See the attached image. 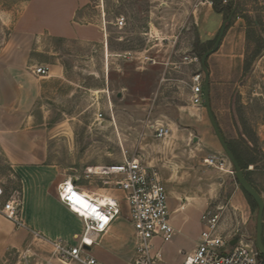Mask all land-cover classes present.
Instances as JSON below:
<instances>
[{"label": "rangeland", "instance_id": "rangeland-1", "mask_svg": "<svg viewBox=\"0 0 264 264\" xmlns=\"http://www.w3.org/2000/svg\"><path fill=\"white\" fill-rule=\"evenodd\" d=\"M42 1L0 0V71L9 64L25 65L26 87L34 95L22 111H0V184L5 190L0 204L14 198L21 217L26 214L78 243L83 223L54 202L59 184L73 179L124 201L114 177L89 178L87 170L138 156L180 210L171 221L179 229L173 240L157 242L163 264L182 263L207 209L224 207L227 227L238 221L241 232L255 240L258 206L234 175L205 96L200 105L192 101V78L203 72V55L238 4L226 31L238 11L245 30H232L223 51L219 46L207 59L211 103L246 176L264 193V0H230L228 12L220 0L219 12L212 0H87L69 21L90 28V39L21 31L26 16L45 5ZM213 11L222 14V23L207 39L203 32ZM122 17L124 25L119 24ZM35 66H57L63 74L42 77L34 73ZM160 124L171 128L166 138L156 136ZM234 206L244 209L246 222L239 210L234 214ZM121 218L91 251L108 264H129L135 255L126 209ZM50 249L45 238L32 233L21 247L0 244V264H25L24 256L41 264Z\"/></svg>", "mask_w": 264, "mask_h": 264}, {"label": "built area", "instance_id": "built-area-1", "mask_svg": "<svg viewBox=\"0 0 264 264\" xmlns=\"http://www.w3.org/2000/svg\"><path fill=\"white\" fill-rule=\"evenodd\" d=\"M230 0H222L228 4ZM124 25V17L119 18ZM132 56L127 52L126 56ZM34 73L45 75L48 68L35 66ZM192 101L204 102L203 72L193 75ZM100 118L103 117L101 113ZM171 132L168 125L156 128L158 138H166ZM114 177V183L124 192V201L108 192L99 193L80 187L73 179L65 180L58 186V196L68 209L83 223L78 243L64 238H49L39 232L51 247L50 256L41 264H108L91 251L109 233L115 221L123 216L126 209L128 219L134 228L135 255L129 264H163L164 256L157 242L173 240L177 228L172 224V212L166 187L156 173H152L138 156L126 157L122 162L88 168L87 177ZM107 182V181H105ZM5 194L0 184V197ZM224 207L207 209L201 215L202 229L194 250L184 255L182 264H264L255 240L241 232L239 222L227 227ZM21 204L14 198L0 204V214L17 226L26 227L21 217ZM236 214V209L234 208ZM236 240L232 243V240ZM25 264H32L24 256Z\"/></svg>", "mask_w": 264, "mask_h": 264}, {"label": "crops", "instance_id": "crops-1", "mask_svg": "<svg viewBox=\"0 0 264 264\" xmlns=\"http://www.w3.org/2000/svg\"><path fill=\"white\" fill-rule=\"evenodd\" d=\"M241 1L242 0H239L240 4L242 3ZM40 3H45V5L42 6L41 4L40 8L35 7L36 9L34 10L36 12H31L29 15L26 16L24 23L25 27H22L20 29L21 31L35 34L47 32L52 35L78 37L81 39H90L92 37L90 35L92 33L90 28H87V26L80 25L73 26L69 21L70 16L73 14V12L77 11L85 3H87V0H44ZM210 9H212V6ZM210 16L211 24H209L207 29H205V31L203 32V35L207 39H212L217 29L222 23V14L213 11L211 12ZM31 17L32 19L29 20ZM59 20H62V22H60ZM235 29H240L242 30V32L243 30H245V21L240 11L237 12L233 24L227 29V31H225L224 37L220 44L221 48L219 49V52L223 51L224 47L229 42L230 33H232V30ZM46 67L48 68L49 75H41L42 77H56L63 74V68H59L57 66L53 68L48 66ZM24 68L25 65L22 66L9 64L3 70L0 71V111H22L24 110V106L31 104L32 97L34 95L32 94L33 92H29L28 88L26 87V70ZM11 142H13L16 146H19V148H25L23 147L22 142L17 141L16 139H11ZM27 143L31 142L27 141ZM254 186L260 193L262 192L256 185ZM80 187L87 190H91L86 188L85 186ZM261 195L264 197V193H261ZM54 202L66 211H68L70 215L81 221L76 214L71 212L68 207L60 201L58 193ZM42 205L43 201L40 202L39 206ZM242 207L244 208V206ZM170 208L172 212V217L180 211L179 208L174 207L171 203ZM234 208L239 210L243 221L246 222L247 220L245 219V213L243 212L244 209L242 210L240 206H234ZM3 218L5 217L0 214V221L2 222V224H0V244L5 243L7 245H11L12 247H21L23 245L24 240L30 237L33 232H39L40 234L49 238L63 237L61 232L52 231L48 228L42 227L39 223H37L36 220H34V218H30L26 214H24L22 217L26 224V227L16 226V224L12 221L6 218L5 220H3ZM120 219L122 218H118L115 221L114 225H116V222ZM195 245L191 248L189 253L194 250ZM98 258L101 259L100 257ZM182 258L184 259V256ZM101 260L105 261L104 259Z\"/></svg>", "mask_w": 264, "mask_h": 264}, {"label": "water", "instance_id": "water-1", "mask_svg": "<svg viewBox=\"0 0 264 264\" xmlns=\"http://www.w3.org/2000/svg\"><path fill=\"white\" fill-rule=\"evenodd\" d=\"M238 8V4L235 5V7L231 10L229 16L224 20L220 31L218 33V36L215 40L214 46L209 49L202 57L201 64H202V70L205 74V81H204V96H205V105L206 109L210 118V121L212 123V126L214 128V131L216 135L219 138V141L221 145L223 146L225 152L227 153L228 157L233 163L234 166V175L240 184V186L243 188V190L249 194L257 203L258 206V212H257V219H256V237L255 242L257 244V247L261 251V253L264 255V197L261 195V193L255 188V186L249 181L245 174L244 168L241 166L240 162L238 161L237 157L231 150L227 140L225 139V136L223 135V132L217 122V119L215 117V114L212 109V103H211V94H210V70L207 66V59L208 57L217 51L219 48L222 39L224 37L227 25L232 21L236 11ZM236 240H232V243H235Z\"/></svg>", "mask_w": 264, "mask_h": 264}, {"label": "trees", "instance_id": "trees-1", "mask_svg": "<svg viewBox=\"0 0 264 264\" xmlns=\"http://www.w3.org/2000/svg\"><path fill=\"white\" fill-rule=\"evenodd\" d=\"M212 2H213V4H214V9H215L217 12H219L218 7H217V0H212ZM220 2H222V0H220ZM231 5H232L231 2H229L228 4H226V6H227V8H226L227 12H228L230 9H232V6H231ZM221 12H222V11H221ZM109 47H110V42H109ZM223 135H224V134H223ZM225 139H226V138H225ZM227 142H228V141H227ZM228 144H229L231 150L233 151V153L235 154V156L237 157L238 161H239L240 164H241V161H240V159H239V157H238L236 151L232 148L231 143L228 142ZM241 166H242V164H241ZM242 167H243V166H242ZM247 178H248V177H247ZM248 179H249V178H248ZM249 181H250V179H249ZM250 182H251V181H250ZM247 195L249 196L252 205H256V206H257V203L255 202V200H254L249 194H247Z\"/></svg>", "mask_w": 264, "mask_h": 264}]
</instances>
